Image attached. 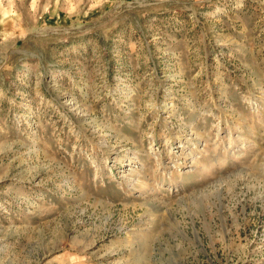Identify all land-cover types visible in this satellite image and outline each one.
<instances>
[{
  "label": "rangeland",
  "instance_id": "rangeland-1",
  "mask_svg": "<svg viewBox=\"0 0 264 264\" xmlns=\"http://www.w3.org/2000/svg\"><path fill=\"white\" fill-rule=\"evenodd\" d=\"M0 264H264V0H0Z\"/></svg>",
  "mask_w": 264,
  "mask_h": 264
}]
</instances>
